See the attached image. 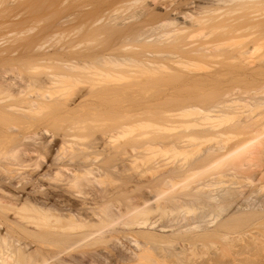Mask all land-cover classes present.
<instances>
[{"label":"bare ground","instance_id":"6f19581e","mask_svg":"<svg viewBox=\"0 0 264 264\" xmlns=\"http://www.w3.org/2000/svg\"><path fill=\"white\" fill-rule=\"evenodd\" d=\"M263 181L264 0H0V264H264Z\"/></svg>","mask_w":264,"mask_h":264},{"label":"rangeland","instance_id":"374dc122","mask_svg":"<svg viewBox=\"0 0 264 264\" xmlns=\"http://www.w3.org/2000/svg\"><path fill=\"white\" fill-rule=\"evenodd\" d=\"M162 128H163V127H156V128H154V127H147V126H144V128H143V127L140 128V130H141L142 132L139 130V128H138V129L134 128V132H135V131H136V132H135V133L133 132V134H131V136H132V137H130V139L132 140L131 143L133 142V140H134V141L137 140L136 143H135V142H133V143H135V145L138 144L137 146H139V145H141V142H143V137H144L146 140H155V139L158 140V138H159V140H161L160 138H165V139H162V140H167L168 138H172V137L174 136L175 133H173V130L170 131V129H168V128H166L167 130H165V128H163V131H162ZM145 129H146V130H145ZM148 129H149V130H148ZM151 129H155V133H154V130H153V131H150ZM156 129H157V130H156ZM143 130H144V131H143ZM159 130H160V132H158ZM137 131H139V132H137ZM145 131H148V132H145ZM167 131H168L170 134H169V133L166 134ZM149 132H150V133H149ZM164 132H165V133H164ZM139 133H140V134H139ZM144 133H145V134H144ZM163 133H164L165 135H164ZM134 134H135V135H134ZM143 134H144V135H143ZM156 134H157V135H156ZM159 134H160L161 136H160ZM172 134H173V135H172ZM141 135H142V138H141ZM146 135H149V136H147V138L149 137L148 139L146 138ZM152 135H153V136H152ZM171 135H172V136H171ZM133 136H134V137H133ZM157 136H159V137H157ZM163 136H164V137H163ZM165 136H166V137H165ZM170 136H171V137H170ZM151 137H152L153 139H152ZM134 138H135V139H134ZM138 138H139V139H138ZM145 139H144V141H146ZM230 141H232V140H229V141L226 142L227 147H228V146L231 147L230 144L232 143L231 145H233L235 140L232 141L231 143H230ZM236 142H237V141H235V143H236ZM199 143H200V142H199ZM202 143H203V144H202ZM237 143H238V142H237ZM237 143H236V144H237ZM240 143H241V142H240ZM240 143H239V144H240ZM200 144L203 145V146L205 147V146H206L207 144H209V143L201 142ZM205 144H206V145H205ZM236 144H235V145H236ZM197 145H198V143H197ZM201 145H200V147H201ZM203 146H202V148H200L199 146H196V147H193V149L195 148V149H196V152H197V150H199V148H200V149H203V148H204ZM233 146H234V145H233ZM198 147H199V148H198ZM195 149H194L193 151H195ZM191 153H192V152H190V154H191ZM192 155H193V153H192L191 155H189V157H191ZM189 157H188V158H189ZM258 157H259V156H258ZM259 158H260V157H259ZM259 158H255V159L258 160ZM255 161H256V160H255ZM255 161H254V162H255ZM257 162H258V161H257ZM246 163H247V162H246ZM250 167H251V166H250ZM223 168H224V167H223ZM225 168L227 169V166H226ZM225 168H224L223 170L225 171V173L227 172L226 175H228V173H230V172L226 171ZM248 168H249V167H248ZM248 168H247V170H246V168H245L246 171H241V174L243 175V178H244L245 180H244V179H241V178H242V175L240 176V173L238 174L239 177H238V180H237V179H236V180H237L238 183H240V184H239L240 186H247V185L249 184V181H250V180L246 179V177L249 176V178H250V175H248V174H250V173L252 172V168H250L251 170H249ZM221 169H222V168H221ZM256 169H257V168H255V167L253 168V170H256ZM227 170H228V169H227ZM242 170H244V169H242ZM258 170H259V168H258L256 171H258ZM216 171H221V173H222V170H220V169H217ZM216 171H215V173H216ZM256 171H254V172L257 173ZM238 172H239V171H238ZM244 172H245V173H244ZM249 172H250V173H249ZM258 172H259V171H258ZM217 173H218V172H217ZM243 173H244V174H243ZM230 174L233 175L232 172H231ZM246 174H247L248 176H247ZM258 174H259V173H258ZM231 175H230V176H231ZM244 175H245V176H244ZM254 175H255V174L252 175V173H251V176H254ZM255 176H256V175H255ZM224 178H225L226 184H224L223 186L221 185L222 188H223L224 186H225V187L229 186L230 183L233 182V180H231L232 182H230V180H229L230 177H228V176H227V177H224ZM224 178H223V179H224ZM227 178H228V179H227ZM234 180H235V179H234ZM227 181H228V182H227ZM241 181H242L243 183H242ZM263 182H264V181H263ZM263 182H262V183H263ZM241 183H242V184H241ZM245 184H246V185H245ZM263 184H264V183H263ZM221 186H220V187H221ZM249 186H250V185H249ZM220 187H219V188H220ZM258 194H259V193H258ZM258 194H254L253 197H255V195H258ZM260 194H261V195L264 194V190L262 191V193L260 192ZM261 195H258L259 199H260V198L262 199V197H264V195H263V196H261ZM256 199L258 200L257 197H256ZM262 200H264V198H263ZM162 220H163V219H162ZM248 257L251 258L250 256H248ZM252 258H254V257H252ZM254 259H255V258H254ZM229 261H230V260H229ZM229 261H228V262H229ZM251 261L253 262L252 259H251ZM254 262H256V261L254 260ZM254 262H253V263H254ZM258 262H259V261L257 260L256 263H257V264H260V263H258ZM229 264H230V263H229ZM231 264H232V263H231ZM261 264H262V263H261Z\"/></svg>","mask_w":264,"mask_h":264}]
</instances>
